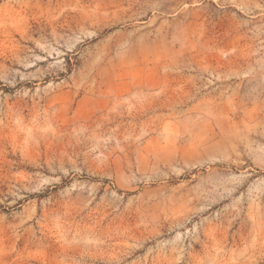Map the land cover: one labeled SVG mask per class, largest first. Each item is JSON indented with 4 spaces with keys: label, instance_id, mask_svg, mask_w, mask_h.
<instances>
[{
    "label": "rangeland",
    "instance_id": "obj_1",
    "mask_svg": "<svg viewBox=\"0 0 264 264\" xmlns=\"http://www.w3.org/2000/svg\"><path fill=\"white\" fill-rule=\"evenodd\" d=\"M0 264H264V0H0Z\"/></svg>",
    "mask_w": 264,
    "mask_h": 264
}]
</instances>
